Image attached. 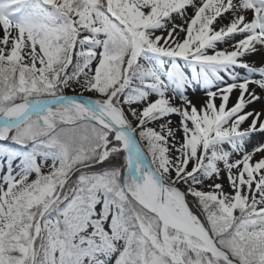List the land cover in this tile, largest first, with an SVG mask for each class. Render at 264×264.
Returning <instances> with one entry per match:
<instances>
[{"label":"snow or ice","instance_id":"snow-or-ice-1","mask_svg":"<svg viewBox=\"0 0 264 264\" xmlns=\"http://www.w3.org/2000/svg\"><path fill=\"white\" fill-rule=\"evenodd\" d=\"M262 49L264 0H0V264H264Z\"/></svg>","mask_w":264,"mask_h":264},{"label":"bare ground","instance_id":"bare-ground-1","mask_svg":"<svg viewBox=\"0 0 264 264\" xmlns=\"http://www.w3.org/2000/svg\"><path fill=\"white\" fill-rule=\"evenodd\" d=\"M248 59L250 60H255L257 63H259L261 60H264V49H262L260 52H257L255 54H253L252 56L248 57ZM199 86V85H198ZM198 86L194 87V90H190L189 91V96L190 98L194 101V102H198L200 100V98L202 97H199V92H200V89L198 88ZM198 96V97H197ZM255 107H259V105H255ZM259 141L256 140L255 138L252 139L249 144L247 145L249 148H251L254 144L258 143ZM3 175V172H0V176Z\"/></svg>","mask_w":264,"mask_h":264},{"label":"rangeland","instance_id":"rangeland-1","mask_svg":"<svg viewBox=\"0 0 264 264\" xmlns=\"http://www.w3.org/2000/svg\"><path fill=\"white\" fill-rule=\"evenodd\" d=\"M199 85V86H198ZM198 86V88L200 89V92H199V97L203 96V92H204V85L202 84H197L196 87ZM71 94V93H69ZM198 97V96H197ZM256 139L258 141H260V137L257 135V136H254L252 139ZM14 146L11 145L9 142L7 141H0V166L4 165L5 164V161L7 160V156L4 154V150L5 149H9V148H13ZM13 167H15V165H13Z\"/></svg>","mask_w":264,"mask_h":264}]
</instances>
